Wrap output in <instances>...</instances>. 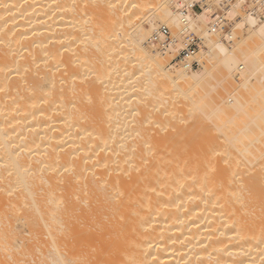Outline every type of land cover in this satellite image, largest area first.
<instances>
[{
    "label": "bare ground",
    "instance_id": "1",
    "mask_svg": "<svg viewBox=\"0 0 264 264\" xmlns=\"http://www.w3.org/2000/svg\"><path fill=\"white\" fill-rule=\"evenodd\" d=\"M184 1L0 0V264H264V11L207 0L168 67Z\"/></svg>",
    "mask_w": 264,
    "mask_h": 264
},
{
    "label": "built area",
    "instance_id": "2",
    "mask_svg": "<svg viewBox=\"0 0 264 264\" xmlns=\"http://www.w3.org/2000/svg\"><path fill=\"white\" fill-rule=\"evenodd\" d=\"M207 0H185L177 9V15L180 20V36L182 37L181 51L170 61L169 66L181 69H194L199 66L196 55L200 50L204 49V39L195 35L190 31V22L196 13L201 10ZM237 0H229L227 6ZM244 6L251 5L247 9V13L251 16H258L264 11V0H239ZM253 4V5H252ZM262 15L259 17L261 18ZM234 21L225 20L223 12L215 13L212 22L207 25L210 36L228 44L233 38ZM151 43L158 46L162 51H167L174 38L167 27L158 28L151 36Z\"/></svg>",
    "mask_w": 264,
    "mask_h": 264
},
{
    "label": "rangeland",
    "instance_id": "3",
    "mask_svg": "<svg viewBox=\"0 0 264 264\" xmlns=\"http://www.w3.org/2000/svg\"><path fill=\"white\" fill-rule=\"evenodd\" d=\"M218 11H221V8L220 9H218ZM217 11V12H218ZM221 12H224V11H221ZM145 16H147V15H145ZM137 21V20H136ZM141 21H143V19H141ZM137 23V22H136ZM141 23V22H140ZM144 27L145 28H148V26L146 25V24H144ZM237 29V30H236ZM241 29L240 28H235V36H234V40H233V42L235 43V42H237V41H239L240 40V38H242V37H244V33H242L243 31H240ZM249 47L250 48H253V45H249ZM120 49H122V47H117L116 48V50H120ZM263 56V55H262ZM168 58V57H167ZM168 67H169V64L167 65ZM242 67V66H241ZM242 71V70H241ZM240 71V72H241ZM246 79H248V77L246 78ZM220 96H222V97H224L225 95H224V93H222ZM247 98H249L247 95H245ZM177 97H173L172 98V100H177L176 99ZM242 116H243V114H242V112H238V113H234L233 114V119L232 120H238V121H240L241 120V118H242ZM191 124H193V121H192V123ZM189 125H190V123L188 124V127H189ZM212 126V125H211ZM213 127V126H212ZM213 134H215V132L213 131ZM191 135V134H190ZM186 135H182V134H176V135H174L173 136V138H171V140L173 139V140H175V141H181V139H183V138H186L187 136L189 137V135H187L186 137H185ZM193 138H191L192 139V141L195 139H198V137H194V135H191ZM219 137V136H218ZM179 141V142H180ZM194 142H196V141H194ZM43 232V231H42ZM41 232V233H42ZM35 234H36V231H34L31 227H26V228H24L22 231H21V234H20V239L22 240V242H24V243H28L30 240H32V239H34V238H36V237H34L35 236ZM37 234H38V231H37ZM51 254V247L50 246H46V247H41V249L40 250H37V249H30V248H28V249H25L24 250V252H23V256L22 257H19V258H17L16 260V263L15 264H34V262L36 261V260H38L39 258H42L43 260H46L47 259V256H49ZM46 262H48L47 260H46ZM101 263V262H100ZM97 264H99V262L97 263Z\"/></svg>",
    "mask_w": 264,
    "mask_h": 264
}]
</instances>
